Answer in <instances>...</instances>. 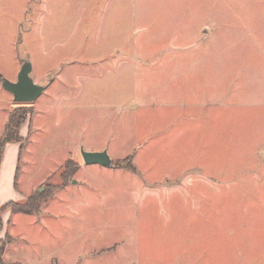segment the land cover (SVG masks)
<instances>
[{"label":"rangeland","instance_id":"rangeland-1","mask_svg":"<svg viewBox=\"0 0 264 264\" xmlns=\"http://www.w3.org/2000/svg\"><path fill=\"white\" fill-rule=\"evenodd\" d=\"M21 107L1 203L51 197L1 215L3 264H264V0H0V141Z\"/></svg>","mask_w":264,"mask_h":264},{"label":"trees","instance_id":"trees-1","mask_svg":"<svg viewBox=\"0 0 264 264\" xmlns=\"http://www.w3.org/2000/svg\"><path fill=\"white\" fill-rule=\"evenodd\" d=\"M31 110L27 107H21L14 110L9 115L8 121L5 127V136L3 140L0 141V165L3 159V148L6 143H19L21 142L20 128L31 115ZM116 167L118 164L114 163ZM69 168V162L66 164V169ZM70 171H66V174ZM68 175V174H67ZM43 187V186H42ZM40 188L35 196H30L29 200L24 204H19L15 202L8 203L7 205L0 206V231L3 228V222L1 215L6 209H11L14 213H22L27 215H32V213L38 212L40 209V203L46 201L51 197V192H48V187ZM9 240V239H8ZM0 240V264H3V255L5 252L6 244L9 241Z\"/></svg>","mask_w":264,"mask_h":264},{"label":"water","instance_id":"water-1","mask_svg":"<svg viewBox=\"0 0 264 264\" xmlns=\"http://www.w3.org/2000/svg\"><path fill=\"white\" fill-rule=\"evenodd\" d=\"M2 88L13 96V101L18 104H32L46 90V86L36 84L32 77V64L23 62L17 80L11 82L1 79ZM81 157L85 165H100L105 168L116 167L107 150L86 151L81 149Z\"/></svg>","mask_w":264,"mask_h":264},{"label":"crops","instance_id":"crops-1","mask_svg":"<svg viewBox=\"0 0 264 264\" xmlns=\"http://www.w3.org/2000/svg\"><path fill=\"white\" fill-rule=\"evenodd\" d=\"M28 131L29 129H28L27 123H25L24 125H22L20 129V133L23 137H26L28 134ZM20 149H21V145L18 143H13V144L8 143L5 146L3 160L0 166V205H5V203H7V202H5L4 204L1 203L2 189L11 191L13 195L17 193V192H14V190L12 189L13 188L15 190L17 189L16 188V178H17V171H18L17 166H18V158L20 155ZM3 237L4 236H2V233H0V239H2Z\"/></svg>","mask_w":264,"mask_h":264}]
</instances>
